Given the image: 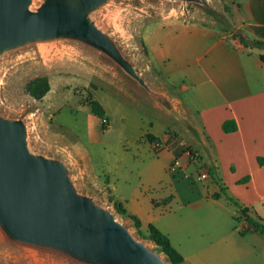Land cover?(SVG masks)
<instances>
[{
    "label": "rangeland",
    "instance_id": "1",
    "mask_svg": "<svg viewBox=\"0 0 264 264\" xmlns=\"http://www.w3.org/2000/svg\"><path fill=\"white\" fill-rule=\"evenodd\" d=\"M203 1L206 9L162 0H109L89 18L153 85L156 71L150 64L146 40L156 27L184 21L228 29L227 18L235 1ZM42 2L32 0L30 9H37ZM42 76L48 78L50 89L36 101L26 93L25 85ZM88 96L103 107L108 130L101 131L100 120L90 113ZM158 111L154 100L119 68L77 42L29 44L0 57V116L23 122L28 150L65 163L80 194L108 210L134 239L172 264L148 240L146 224L136 229L114 207L120 204L123 208L124 204L129 213L137 208L145 220L152 199L153 205H159L169 198L165 197L170 184L167 161L156 156L158 150L143 137L150 131V122L160 130L153 117ZM165 114L174 120L172 114ZM165 133L171 135L170 140L177 139L174 133ZM194 196L198 192L172 201L170 214L156 222L183 256L181 264H264V243L262 247L258 244V240L264 242L263 237L239 235L245 225L234 206L225 209L201 203L196 207L189 204ZM2 247L0 242V264H77L39 250L16 248L14 255Z\"/></svg>",
    "mask_w": 264,
    "mask_h": 264
},
{
    "label": "crops",
    "instance_id": "2",
    "mask_svg": "<svg viewBox=\"0 0 264 264\" xmlns=\"http://www.w3.org/2000/svg\"><path fill=\"white\" fill-rule=\"evenodd\" d=\"M234 1L226 30L214 24L169 21L156 27L146 40L150 64L156 71L153 85L146 83L166 99L170 109L154 101L159 111L153 117L162 129L150 122V131L143 137L149 134L155 138L149 144L160 142L155 155H162L168 168L178 159L187 175L186 179L174 177L168 171L170 184L166 185L165 197L171 200L166 205H153L152 199V210L145 220L139 209L129 213L123 204L129 215L139 219L141 227L146 224V229L152 225L159 230L156 222L170 214L169 204L193 191L198 196L192 198V206L214 203L228 209L227 198H231L264 224V162L258 163L264 159V48L251 45L254 41L264 44V0ZM162 111L172 114L174 120ZM227 122L230 127L235 125L234 131L222 130ZM166 131L177 139L170 140ZM183 146L197 154L199 163L190 162ZM202 166L209 172L204 181L198 179ZM215 194H221L220 198L212 199ZM253 234L258 233L246 235ZM263 243L258 240L260 247Z\"/></svg>",
    "mask_w": 264,
    "mask_h": 264
},
{
    "label": "water",
    "instance_id": "3",
    "mask_svg": "<svg viewBox=\"0 0 264 264\" xmlns=\"http://www.w3.org/2000/svg\"><path fill=\"white\" fill-rule=\"evenodd\" d=\"M109 0H0V57L29 44L72 41L104 56L155 102L148 86L89 14ZM207 8L203 0H162ZM172 114L183 121L172 110ZM0 242L15 252L39 250L77 264H166L106 209L74 187L58 159L32 154L21 120L0 116Z\"/></svg>",
    "mask_w": 264,
    "mask_h": 264
},
{
    "label": "trees",
    "instance_id": "4",
    "mask_svg": "<svg viewBox=\"0 0 264 264\" xmlns=\"http://www.w3.org/2000/svg\"><path fill=\"white\" fill-rule=\"evenodd\" d=\"M245 46L249 45L248 43H243ZM254 47L257 48H264V44L254 41L251 44ZM50 86L48 82V78L45 76L42 77H36L29 81L25 85V91L26 93L34 100L39 101L41 100L48 92H49ZM87 104L90 109V113L100 120L101 122V131L108 130V124L105 118V111L103 107L94 99H92L90 96L87 98ZM227 122L222 126V130L224 132L234 131L235 125ZM145 139L152 143L155 138L149 134H146ZM264 162V159H259L258 163L262 164ZM247 180V179H245ZM243 180V181H245ZM221 194H215L212 196V199L217 200L219 199ZM171 200V197L167 198L165 201H163L161 204L166 205ZM227 201L234 206L238 211V219H241L245 226L240 231L241 236H245L246 234L253 232L258 233L262 237H264V224L261 223L259 220L253 218L249 214V210L247 208H242L239 204H237L234 200L231 198H227ZM115 210L118 214L126 215L127 218H129L134 227L136 229H139L141 227V223L139 219L135 216L129 215L124 208H121L120 204H114ZM147 233H148V240L152 242L159 250L164 254V256L169 260L172 264H181L183 263V257L174 249V247L171 245L169 238L163 234L161 231H159L157 228H155L152 225H149L147 227Z\"/></svg>",
    "mask_w": 264,
    "mask_h": 264
},
{
    "label": "built area",
    "instance_id": "5",
    "mask_svg": "<svg viewBox=\"0 0 264 264\" xmlns=\"http://www.w3.org/2000/svg\"><path fill=\"white\" fill-rule=\"evenodd\" d=\"M233 44H237L236 40L232 41ZM153 148L155 150H159L161 148V144L160 142H154L153 143ZM185 154L188 157V159L190 160V162L192 163H199V157L197 156V154L195 152H193L192 150H190L189 148H185ZM168 171L174 176V177H180V178H187V175H185V173L182 171V166L180 164V161L178 159H175L174 161H172V163L170 164ZM209 177V172L208 170L202 166L200 168V171L198 173V179L200 181H204L207 180Z\"/></svg>",
    "mask_w": 264,
    "mask_h": 264
}]
</instances>
